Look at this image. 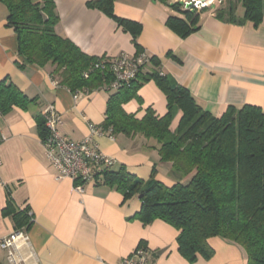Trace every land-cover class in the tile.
I'll return each instance as SVG.
<instances>
[{
	"label": "crops",
	"instance_id": "1",
	"mask_svg": "<svg viewBox=\"0 0 264 264\" xmlns=\"http://www.w3.org/2000/svg\"><path fill=\"white\" fill-rule=\"evenodd\" d=\"M88 1L54 0L56 33L86 54L132 56L141 49L159 60L144 71L156 69L185 87L214 116L230 105L254 104L264 110V18L257 26L251 21L233 23L217 17V8L206 5L199 15V29L182 38L166 25L170 15L181 16L166 0H115V16L140 24L134 38L115 19L88 7ZM233 1L236 14L242 16V6ZM7 14L0 2V82L13 85L27 100L23 107L12 105L0 115V132L6 135L0 143V238L15 230L11 216L3 214L8 200L15 207H29L32 224L24 228L28 243H17L13 262L0 248V264H118L140 244L149 252L148 264H246L244 249L218 236L208 239L214 250L209 259L199 255L188 262L178 252V231L159 219L149 224L134 219L139 197L124 200L115 185L101 183V172L83 184L82 192L75 190L77 181L55 179L38 129L43 108L52 104L62 120L59 133L80 141L89 132L88 123L101 127L109 93L92 90L75 97L58 83L53 65L29 64L17 52V35L7 24ZM136 95L122 105L125 112L141 118L151 107L156 115L165 114L166 98L154 79L141 83ZM179 118L177 111L171 130ZM113 137L96 138L100 150L114 159L112 168L124 165L148 180L155 167V179L168 186L176 182L171 163L159 160L155 139L121 133Z\"/></svg>",
	"mask_w": 264,
	"mask_h": 264
},
{
	"label": "trees",
	"instance_id": "2",
	"mask_svg": "<svg viewBox=\"0 0 264 264\" xmlns=\"http://www.w3.org/2000/svg\"><path fill=\"white\" fill-rule=\"evenodd\" d=\"M114 1L91 0L87 6L115 19L135 38L140 24L115 16ZM0 2L7 8V24L17 35V52L29 64L53 65L58 83L74 94L101 90L112 80L110 71L95 67L101 59L111 57L88 55L56 33L54 0ZM225 2L227 7L215 10L219 18L238 24L251 21L254 26L264 18V0H237L244 10L242 16L236 14L233 0H216L215 4ZM170 7L181 16L170 15L166 25L182 38L199 29V15L207 9L201 0L190 1L187 8L175 1ZM141 51L137 49L136 54ZM148 64L155 67L159 60L151 56ZM147 65L129 84L105 91L109 96L101 128L112 135L140 134L155 139L159 143V160L171 163V174L177 180L165 185L155 179V167L149 179L143 180L121 165L100 171L101 183L115 185L124 200L138 196L141 205L133 218L142 224L159 219L173 226L178 231V252L190 263L199 255L209 259L214 250L208 239L218 236L241 246L246 264H264V110L254 104L230 105L221 115L214 116L201 108L185 87L156 69L144 71ZM149 79H154L164 93L167 110L159 116L148 107L137 118L125 112L122 105L137 97L138 86ZM26 100L16 87L0 82L1 113L9 111L12 105L23 107ZM177 111L180 118L171 130ZM38 129L43 140L44 120L38 122ZM28 211L29 207H15L8 200L3 214L11 216L15 230L28 229L32 224Z\"/></svg>",
	"mask_w": 264,
	"mask_h": 264
},
{
	"label": "built area",
	"instance_id": "3",
	"mask_svg": "<svg viewBox=\"0 0 264 264\" xmlns=\"http://www.w3.org/2000/svg\"><path fill=\"white\" fill-rule=\"evenodd\" d=\"M150 57L145 51H141L132 56L120 53L110 59H101L95 64V67L101 71L107 69L112 75V80L104 85L101 90L115 91L129 84L136 78L141 67L149 63ZM77 95L74 94L75 97ZM42 115L46 135L41 143L55 179L69 178L77 181L74 186L75 190L82 192L84 183L96 179L97 173L113 166L114 159L105 155L96 142V138L102 136L113 139L112 134L104 131L99 126L88 123V134L80 141H74L63 137L59 133L58 127L61 125L62 120L52 104H48L43 108ZM5 139L6 135L0 132V143ZM28 214L32 217L31 210L28 211ZM19 241L24 244L28 243V235L24 229L14 230L0 238V248L7 251L10 262L14 261L15 249ZM148 261V250L138 246L130 255L121 259L118 264H148Z\"/></svg>",
	"mask_w": 264,
	"mask_h": 264
},
{
	"label": "rangeland",
	"instance_id": "4",
	"mask_svg": "<svg viewBox=\"0 0 264 264\" xmlns=\"http://www.w3.org/2000/svg\"><path fill=\"white\" fill-rule=\"evenodd\" d=\"M167 1V3H170V5L172 4V3H174L175 1H182V0H166ZM185 2H184V6H185V8H187L188 7V3H190V1H192V0H184ZM215 1L216 0H203L202 2L205 4V5H209V6H211L212 8H214V9H216V8H219V7H221L222 5H217V4H215ZM210 7V8H211ZM209 8V9H210ZM208 9V10H209Z\"/></svg>",
	"mask_w": 264,
	"mask_h": 264
},
{
	"label": "water",
	"instance_id": "5",
	"mask_svg": "<svg viewBox=\"0 0 264 264\" xmlns=\"http://www.w3.org/2000/svg\"><path fill=\"white\" fill-rule=\"evenodd\" d=\"M201 1H203V0H201ZM188 4H190V3H188ZM189 6V5H188Z\"/></svg>",
	"mask_w": 264,
	"mask_h": 264
}]
</instances>
